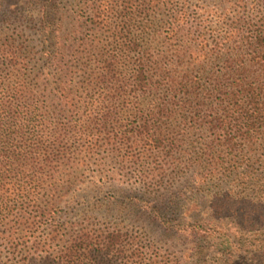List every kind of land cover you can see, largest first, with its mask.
Masks as SVG:
<instances>
[{
    "label": "trees",
    "instance_id": "1",
    "mask_svg": "<svg viewBox=\"0 0 264 264\" xmlns=\"http://www.w3.org/2000/svg\"><path fill=\"white\" fill-rule=\"evenodd\" d=\"M6 1L35 10L38 42L0 34V264L123 259L108 229L56 218L88 196L89 165L103 177L106 156L138 164L195 130L222 154L264 131V0Z\"/></svg>",
    "mask_w": 264,
    "mask_h": 264
},
{
    "label": "rangeland",
    "instance_id": "2",
    "mask_svg": "<svg viewBox=\"0 0 264 264\" xmlns=\"http://www.w3.org/2000/svg\"><path fill=\"white\" fill-rule=\"evenodd\" d=\"M0 5V34L15 33L23 47L36 46L35 10L14 13L13 1ZM210 140L191 131L174 150L134 165L106 156L103 177L93 165L88 178L76 177L77 194L88 196L57 220L117 236L124 258L112 264H264V131L254 146L222 154L208 149ZM230 248L240 258L228 260Z\"/></svg>",
    "mask_w": 264,
    "mask_h": 264
}]
</instances>
